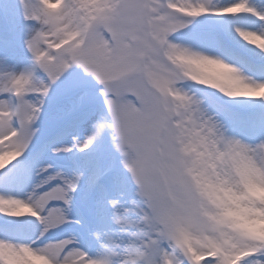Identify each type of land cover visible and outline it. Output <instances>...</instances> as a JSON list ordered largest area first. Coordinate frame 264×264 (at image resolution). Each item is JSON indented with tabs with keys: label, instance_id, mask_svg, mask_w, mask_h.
I'll return each instance as SVG.
<instances>
[{
	"label": "snow or ice",
	"instance_id": "obj_1",
	"mask_svg": "<svg viewBox=\"0 0 264 264\" xmlns=\"http://www.w3.org/2000/svg\"><path fill=\"white\" fill-rule=\"evenodd\" d=\"M18 3L23 19L40 27L30 26L24 41L32 64L0 71V173L31 146L52 86L79 66L102 86L107 114L86 141L52 150L85 153L111 130L138 188L122 211L120 200L110 201L127 241L91 233L102 247L96 257L75 247V237L45 239L83 222L67 213L84 171L48 175L28 199L0 194V216L33 217L44 226L28 242L0 238V264H264V236L230 214L237 207L254 219L264 214V199L248 194L240 163L264 184V103H256L264 102V0ZM2 44L0 36V50ZM9 60L0 55V63ZM188 82L203 95L186 90ZM239 125L251 127L258 142L232 134ZM98 180L85 197L89 210L98 204ZM227 192L239 200L225 199ZM54 201L63 206L49 207Z\"/></svg>",
	"mask_w": 264,
	"mask_h": 264
},
{
	"label": "rangeland",
	"instance_id": "obj_2",
	"mask_svg": "<svg viewBox=\"0 0 264 264\" xmlns=\"http://www.w3.org/2000/svg\"><path fill=\"white\" fill-rule=\"evenodd\" d=\"M30 26L36 29L40 27L38 24H31L23 19L22 9L18 0H0V35L5 38H10L12 44L16 47L12 50L9 49V45L5 46L2 44L0 55L12 56V59L18 60V62L21 63L22 68L32 64L31 54L26 50L24 45V41L28 37V29ZM7 68L5 64L0 63V71L9 70ZM39 75L47 81L43 73ZM101 88L102 86L99 85L95 78L91 74L84 72L79 66H73L52 86L40 118L34 125L39 131L34 137L31 146L20 160L9 165L4 173H0V194L14 195L18 198L28 199L35 185L48 175L54 174L57 171H63L66 175L71 176V172H69L71 164L67 163H69V159L73 153L55 154L52 150L53 147L50 145L46 146L44 143H46L47 137L49 138L53 133H58L62 130V128L60 129L61 125L64 123L68 124L66 119H70L71 116L75 113L78 114L81 110H85V112L75 117V120L81 124L78 125L72 122L71 126L74 127L76 125L77 129L70 134H63L59 140L61 143H59L60 145L58 146H71L77 139L81 142L86 141L87 138L92 135L90 133L91 130L92 132L95 131V125L101 121L103 114H107L104 98L100 94ZM185 88L191 93L200 96L196 89L197 86H193L191 82H188ZM31 98L36 99V97ZM91 106L94 108L95 112L88 113L86 110ZM253 131L252 128L248 131V133H251L250 136L253 135ZM111 135V130H105V132L97 138L92 148L85 153H77V161H79L78 158H84V160L82 159L83 165L81 164L80 171L85 172L77 195L85 204V197L88 193L90 182L94 180L100 172L103 171L105 174V169H108V167L117 171L116 176H110V183L107 180V182L103 184L105 192H99L95 195L94 198L98 201V204L89 211L95 214L99 221H104L110 228V236L103 238V242L112 239L120 243L122 240L126 242L128 236L127 234L121 233L119 225L114 222L113 209L110 205V201L120 200L122 202V211L123 206H130V201L133 199L138 186L134 184L130 172L124 167V157L114 148ZM86 156L92 157L87 158ZM51 157L59 158L61 162L64 161L63 166L67 164L66 168H68V165H70V169H65V166H53L50 161ZM47 165H52V167L48 172L41 173L40 170ZM59 182L60 181H54L47 187H52ZM23 183L26 188L21 192L20 185ZM97 183L100 185L102 184L100 182ZM84 189L85 191H82ZM44 190L46 189H39L41 192ZM56 205H60V202L54 201L49 207ZM67 214L75 219L71 210H69ZM130 217L134 218V214H130ZM13 219L15 221L17 218ZM23 219L25 222L29 223L31 227H23L21 229L14 228L10 225H17L16 223L0 220V223H3L0 224V238H5L3 236L16 237L17 239L13 240L16 242H28L35 239L44 226L33 217L21 218V220ZM74 227H76L75 223L65 224L49 232L45 239L60 240L75 237L78 241V243L74 245L75 247H79L88 252L89 255L96 257L97 255L94 253L97 251H88L84 248L86 242L83 243L82 240L77 237L76 231L73 230ZM100 253L99 250V254Z\"/></svg>",
	"mask_w": 264,
	"mask_h": 264
},
{
	"label": "clouds",
	"instance_id": "obj_3",
	"mask_svg": "<svg viewBox=\"0 0 264 264\" xmlns=\"http://www.w3.org/2000/svg\"><path fill=\"white\" fill-rule=\"evenodd\" d=\"M245 176L247 179V188L248 194L250 196H255L264 199V184L255 182L254 179L251 178V172L248 169L247 165L244 164L243 161H240ZM223 197L227 200L238 201L239 198L233 195L231 192L221 193ZM236 222L241 226L250 231H256L260 235L264 236V214H255L256 218H253V214H250L246 210H242L240 208H234L230 213ZM32 264H45L44 261L33 259Z\"/></svg>",
	"mask_w": 264,
	"mask_h": 264
},
{
	"label": "bare ground",
	"instance_id": "obj_4",
	"mask_svg": "<svg viewBox=\"0 0 264 264\" xmlns=\"http://www.w3.org/2000/svg\"><path fill=\"white\" fill-rule=\"evenodd\" d=\"M28 35H29V33H28ZM28 35H27V36H28ZM9 57H10V60H9V63H8L9 65H6V66L8 67L7 69H9V68H10V65H12V64H16V65L19 66V68H22L21 63L18 62V60L12 59V56H9ZM19 68H18L17 70H19ZM256 103H264V102H259V101H257ZM244 127H245V126H244ZM245 128H249V127H245ZM249 129H251V128H249ZM90 133L93 134L92 130H91ZM232 134L238 136L239 138H241V139H243V140H246V141L249 142V143H257V142H255L253 139L248 140V139H246V138L241 137L240 135L237 134L236 129H234V128L232 129ZM22 190H24L23 187H22ZM82 191H85V189L82 190ZM22 218H24V217H22ZM0 220H3V221L7 220V221H10L11 223H12V222H13V223H16L17 226H14V227H17V228H20V229L23 228V227H31V225H29V223L25 222L24 219L21 220V218H17V219L14 221L13 218H5V217H1V216H0ZM94 230H95V231L102 232L103 227H102V225H100V224H95V226H94ZM94 254L99 255V251L95 252Z\"/></svg>",
	"mask_w": 264,
	"mask_h": 264
}]
</instances>
